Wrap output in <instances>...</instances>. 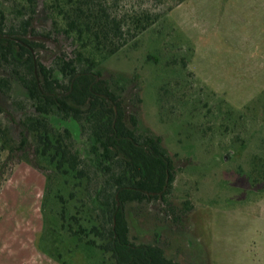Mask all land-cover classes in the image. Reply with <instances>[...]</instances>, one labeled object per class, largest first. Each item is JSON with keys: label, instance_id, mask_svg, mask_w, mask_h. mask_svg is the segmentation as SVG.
<instances>
[{"label": "rangeland", "instance_id": "rangeland-1", "mask_svg": "<svg viewBox=\"0 0 264 264\" xmlns=\"http://www.w3.org/2000/svg\"><path fill=\"white\" fill-rule=\"evenodd\" d=\"M109 3L119 17L161 15L102 66L129 81L138 131L160 136L174 163L167 211L156 201L128 207L133 240L157 242L184 264H264V177L255 170L264 156V0ZM56 49L47 44L44 60ZM23 164L35 169L14 164L0 190V264H61L37 244L46 177ZM53 195L48 225L58 222ZM65 259L104 264L90 248Z\"/></svg>", "mask_w": 264, "mask_h": 264}, {"label": "trees", "instance_id": "trees-1", "mask_svg": "<svg viewBox=\"0 0 264 264\" xmlns=\"http://www.w3.org/2000/svg\"><path fill=\"white\" fill-rule=\"evenodd\" d=\"M160 17H119L109 0H0V190L22 160L45 175L37 244L61 264L80 247L104 264H184L131 236L129 206L167 209L174 163L160 136L138 131L129 81L102 69ZM255 170L264 177V156ZM52 195L58 222L48 225Z\"/></svg>", "mask_w": 264, "mask_h": 264}, {"label": "crops", "instance_id": "crops-1", "mask_svg": "<svg viewBox=\"0 0 264 264\" xmlns=\"http://www.w3.org/2000/svg\"><path fill=\"white\" fill-rule=\"evenodd\" d=\"M21 170H36V169H33L32 167H30L29 165H27V164H23V165H21V168H20ZM36 173V175H35V177L39 180V182L40 181H43L42 179H43V176L39 173V172H35Z\"/></svg>", "mask_w": 264, "mask_h": 264}, {"label": "water", "instance_id": "water-1", "mask_svg": "<svg viewBox=\"0 0 264 264\" xmlns=\"http://www.w3.org/2000/svg\"><path fill=\"white\" fill-rule=\"evenodd\" d=\"M225 159H226V157H225ZM167 182H168V179H167ZM165 188H166V186H165ZM119 205H120V202L118 201L117 206L119 207Z\"/></svg>", "mask_w": 264, "mask_h": 264}]
</instances>
